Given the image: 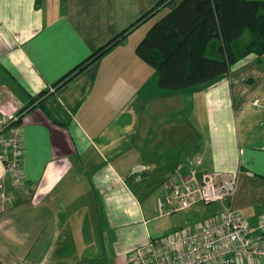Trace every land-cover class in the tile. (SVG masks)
Instances as JSON below:
<instances>
[{
	"label": "crops",
	"instance_id": "1",
	"mask_svg": "<svg viewBox=\"0 0 264 264\" xmlns=\"http://www.w3.org/2000/svg\"><path fill=\"white\" fill-rule=\"evenodd\" d=\"M160 1L0 0V130L18 119L24 174L13 186L0 161V264H130L180 229L157 198L193 170L236 177L210 219L264 213V54L207 86L161 89L136 55Z\"/></svg>",
	"mask_w": 264,
	"mask_h": 264
},
{
	"label": "trees",
	"instance_id": "2",
	"mask_svg": "<svg viewBox=\"0 0 264 264\" xmlns=\"http://www.w3.org/2000/svg\"><path fill=\"white\" fill-rule=\"evenodd\" d=\"M160 7L169 11L149 29L137 45L136 55L157 72L161 89L207 86L246 56L264 54V0H161L155 10ZM129 29L77 70L101 57Z\"/></svg>",
	"mask_w": 264,
	"mask_h": 264
},
{
	"label": "built area",
	"instance_id": "3",
	"mask_svg": "<svg viewBox=\"0 0 264 264\" xmlns=\"http://www.w3.org/2000/svg\"><path fill=\"white\" fill-rule=\"evenodd\" d=\"M18 119L8 124V135L0 130V161L12 184L22 187L23 155ZM191 166V162H189ZM236 177L226 172L190 171L173 180L165 195L157 200L160 214L172 216L197 204L233 202ZM194 228L177 229L162 238L150 240L130 253V264H264V213L255 225L231 206Z\"/></svg>",
	"mask_w": 264,
	"mask_h": 264
},
{
	"label": "rangeland",
	"instance_id": "4",
	"mask_svg": "<svg viewBox=\"0 0 264 264\" xmlns=\"http://www.w3.org/2000/svg\"><path fill=\"white\" fill-rule=\"evenodd\" d=\"M180 1H182V0H176V2H180ZM166 12H168V9H166L165 12H162L161 16L156 17V19L165 15ZM158 194H160V193H158ZM163 195L164 194H160L159 197L157 198V200L159 198H161ZM154 204L156 206V201L154 202ZM157 208H158V206H157ZM219 209H220V206L218 204H211V205L201 204V205H198L197 207H194L190 210L178 212V213L172 215L171 217L172 218L174 216L178 217L180 223L183 222L182 226L194 228L197 225H199V224L207 221L208 219H210L216 213H218ZM167 212L168 211H165V214ZM168 220H170V218H168Z\"/></svg>",
	"mask_w": 264,
	"mask_h": 264
},
{
	"label": "water",
	"instance_id": "5",
	"mask_svg": "<svg viewBox=\"0 0 264 264\" xmlns=\"http://www.w3.org/2000/svg\"><path fill=\"white\" fill-rule=\"evenodd\" d=\"M172 220H173V222H174V225H175L177 228L181 227V223H180L178 217L174 216Z\"/></svg>",
	"mask_w": 264,
	"mask_h": 264
},
{
	"label": "bare ground",
	"instance_id": "6",
	"mask_svg": "<svg viewBox=\"0 0 264 264\" xmlns=\"http://www.w3.org/2000/svg\"><path fill=\"white\" fill-rule=\"evenodd\" d=\"M181 228V227H180ZM150 241V240H149Z\"/></svg>",
	"mask_w": 264,
	"mask_h": 264
}]
</instances>
